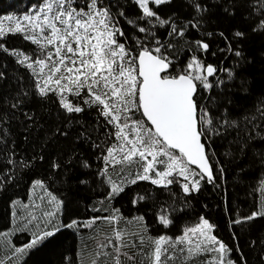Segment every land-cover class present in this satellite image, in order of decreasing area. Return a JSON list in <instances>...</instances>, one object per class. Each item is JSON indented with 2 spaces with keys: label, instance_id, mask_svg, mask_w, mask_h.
Returning <instances> with one entry per match:
<instances>
[{
  "label": "snow or ice",
  "instance_id": "obj_1",
  "mask_svg": "<svg viewBox=\"0 0 264 264\" xmlns=\"http://www.w3.org/2000/svg\"><path fill=\"white\" fill-rule=\"evenodd\" d=\"M0 207V264H264V0H12Z\"/></svg>",
  "mask_w": 264,
  "mask_h": 264
},
{
  "label": "trees",
  "instance_id": "obj_2",
  "mask_svg": "<svg viewBox=\"0 0 264 264\" xmlns=\"http://www.w3.org/2000/svg\"><path fill=\"white\" fill-rule=\"evenodd\" d=\"M12 0H0V10H2L7 4L11 3ZM247 201H245L244 203H242L240 205V207L242 208H246L248 206ZM5 227V221L3 219V209L2 207H0V230H4ZM26 240V236L24 235H17L16 237H14V242L19 245L20 243L24 242ZM73 241L71 238L65 240V246H68L69 244H71ZM2 255V254H0ZM53 259H57L58 256H54L52 257Z\"/></svg>",
  "mask_w": 264,
  "mask_h": 264
}]
</instances>
